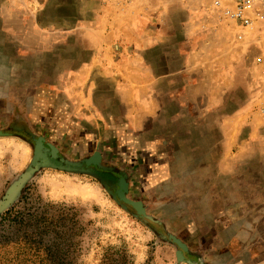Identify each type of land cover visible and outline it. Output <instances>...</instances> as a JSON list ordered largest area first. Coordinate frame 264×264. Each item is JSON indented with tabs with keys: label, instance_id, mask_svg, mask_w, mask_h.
Returning <instances> with one entry per match:
<instances>
[{
	"label": "rangeland",
	"instance_id": "1",
	"mask_svg": "<svg viewBox=\"0 0 264 264\" xmlns=\"http://www.w3.org/2000/svg\"><path fill=\"white\" fill-rule=\"evenodd\" d=\"M9 2L23 13L0 15V241L47 215L79 240V264H103L110 248L125 264H264V25L221 20L210 0H104L109 18L131 9L177 33L146 54L158 72H189L205 95L199 111L167 113L149 109L133 64L115 60L101 0ZM173 46L183 55L161 63ZM190 112L210 122L197 140L163 133L173 113L190 130ZM179 151L210 170L162 168Z\"/></svg>",
	"mask_w": 264,
	"mask_h": 264
},
{
	"label": "crops",
	"instance_id": "2",
	"mask_svg": "<svg viewBox=\"0 0 264 264\" xmlns=\"http://www.w3.org/2000/svg\"><path fill=\"white\" fill-rule=\"evenodd\" d=\"M121 2V1H120ZM101 6L100 11L98 13V16L96 17L98 19V22L106 23L105 26L101 29L102 32H108L105 35L106 43L112 44L118 50L120 51V54H117V58L115 59L117 62H130L133 64L134 67V74L142 75L144 76L143 79H145V88L143 92L141 90H138L140 94L149 95L147 96L149 99V108L150 110L157 109L169 112L176 110V111H183V109H187L190 111H199L200 108V96H204L205 92H201V89L199 88L200 82H196L194 78H191L189 75V72H184L183 70H176V71H167L164 69H160V71L154 70V67L152 66L153 59L150 58V55H147L146 52L148 50H151L152 48H158L166 46L167 43H177V33L171 34L169 33L168 29L172 27L171 25L167 23H149V24H143L139 22L136 17L135 12H133L131 9H128V11H123L121 13L113 14L111 18L107 17L106 10L109 9V7L105 6L104 0H101ZM123 8L124 5L131 7V0L129 2H126L125 4L117 3ZM10 4L9 0H0V15L5 17V20L7 19V16L10 14H16L18 13L22 14V10H14ZM146 7V11H147ZM20 11V12H18ZM142 17H145L144 14ZM160 19V18H159ZM141 20V19H139ZM179 29H184L186 26L183 23L179 24ZM175 32L178 31V28H175ZM93 31H99L98 28H94ZM102 41V42H101ZM100 42L96 43V48H106L105 42L101 39ZM105 45V47H103ZM174 45V44H173ZM175 47V52H171L169 50L160 51V54L157 55V59L161 63H166L170 61H174L175 58L170 57L172 53L174 55H183L181 53V49L178 48V46ZM139 48V49H137ZM156 60V58H155ZM154 60V61H155ZM166 69V68H165ZM136 74V75H137ZM135 89V88H134ZM137 90H134V93H136ZM137 92V93H138ZM208 94V93H206ZM154 95L160 96V107H158V101L157 98H154ZM156 110V111H157ZM171 110V111H170ZM180 111V112H181ZM168 113V112H167ZM182 113V112H181ZM179 116L175 122H171L172 124L167 126L165 129L166 131H162L163 133L171 132V134H175L178 136V138L185 143V141H193L195 140V137L198 136V129L195 130V127H199L200 124L207 125V127L210 126L209 120L206 121V124L201 121L199 118H196L193 120L192 115L193 113L190 112L191 116V123L187 125L190 127V130H182L180 127H184V125L179 124V126L176 125V122L178 119H180L179 113H173ZM192 114V115H191ZM176 115L172 116L173 120L176 119ZM169 115L160 114L159 118L162 119L160 123L165 122V118H167ZM260 116V115H259ZM262 117V116H261ZM200 123V124H199ZM264 123V122H263ZM261 124V121L259 120V145H264V124ZM164 125V124H162ZM165 126V125H164ZM178 129H176V127ZM203 126V125H202ZM173 128V129H172ZM168 129V130H167ZM170 130V131H169ZM161 133V134H163ZM169 134V133H166ZM183 139L184 137H186ZM182 137V138H181ZM183 139V140H182ZM197 140V137H196ZM163 141V139H160L158 142ZM162 144V143H161ZM192 152V151H191ZM190 152V153H191ZM193 153V152H192ZM191 155V154H190ZM190 155L183 153L179 151L178 154H176L175 157L172 155L169 157H165V163L162 164V168L166 166L167 170H210V167L208 168L203 167V164L196 163V159H200L201 156H197L192 154L191 156L194 158V161L191 159ZM206 155L211 160L215 158L210 151H207ZM172 157V158H171ZM176 159L179 162L177 163V168L174 169L170 163V160ZM167 164L169 166H167ZM257 238L264 237L263 235L259 236V231L256 232ZM230 237H235V235H231ZM249 249V248H247ZM251 249V248H250Z\"/></svg>",
	"mask_w": 264,
	"mask_h": 264
},
{
	"label": "trees",
	"instance_id": "3",
	"mask_svg": "<svg viewBox=\"0 0 264 264\" xmlns=\"http://www.w3.org/2000/svg\"><path fill=\"white\" fill-rule=\"evenodd\" d=\"M30 219L27 222L21 219L13 234L0 241V264L3 261L7 264H79L80 242L64 230L66 223H61L62 219L55 221L47 215ZM9 250L13 256L8 258ZM115 255H119L120 260H116ZM126 261L127 255L120 249H107L103 257V264H125Z\"/></svg>",
	"mask_w": 264,
	"mask_h": 264
},
{
	"label": "built area",
	"instance_id": "4",
	"mask_svg": "<svg viewBox=\"0 0 264 264\" xmlns=\"http://www.w3.org/2000/svg\"><path fill=\"white\" fill-rule=\"evenodd\" d=\"M210 7L221 20L234 22L240 27L264 25V0H210ZM259 66L264 75V57H259Z\"/></svg>",
	"mask_w": 264,
	"mask_h": 264
},
{
	"label": "water",
	"instance_id": "5",
	"mask_svg": "<svg viewBox=\"0 0 264 264\" xmlns=\"http://www.w3.org/2000/svg\"><path fill=\"white\" fill-rule=\"evenodd\" d=\"M2 76L0 75V78H1Z\"/></svg>",
	"mask_w": 264,
	"mask_h": 264
}]
</instances>
